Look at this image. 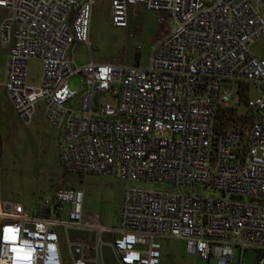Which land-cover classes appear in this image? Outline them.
I'll list each match as a JSON object with an SVG mask.
<instances>
[{"label":"built area","instance_id":"obj_1","mask_svg":"<svg viewBox=\"0 0 264 264\" xmlns=\"http://www.w3.org/2000/svg\"><path fill=\"white\" fill-rule=\"evenodd\" d=\"M95 0H0V84L16 118L28 125L41 103L60 132L66 173L112 175L139 183L122 192L116 228L83 210V191L60 187L32 208L0 199V264H159L160 240H180L188 256L231 264L253 251L264 259V117L223 130L218 114L250 84L244 103L264 108V59L250 44L264 35V0H109L110 23L128 29L138 12L161 11L167 29L139 62L73 64L89 48ZM41 63L36 85L29 64ZM77 76L82 90L68 86ZM154 185L175 188L158 191ZM194 185L210 195H192ZM180 188L185 189L183 192Z\"/></svg>","mask_w":264,"mask_h":264},{"label":"rangeland","instance_id":"obj_2","mask_svg":"<svg viewBox=\"0 0 264 264\" xmlns=\"http://www.w3.org/2000/svg\"><path fill=\"white\" fill-rule=\"evenodd\" d=\"M257 6L254 0H248ZM2 11H0V14ZM167 15L161 11L138 12L130 19L128 29L115 28L110 23L109 0H95L90 14L88 39L90 46L77 45L70 51L76 66L87 62L145 64L151 54V46L167 29ZM250 50L264 59V35L250 44ZM6 53L0 45V84L4 79ZM41 76V63L29 64V81L36 85ZM68 86L80 92L79 77H72ZM233 102L222 110L217 125L223 130L240 129L252 119L264 117V108L252 115L245 111L244 103L256 97V89L250 85H235ZM0 199L3 203H16L32 208L41 198L60 188H79L83 191L85 212L96 214L107 228H116L121 208L122 192L126 187H140L139 183L120 180L117 176L88 174L84 177L66 173L58 159V137L54 128L45 120L42 104L38 103L32 121L25 125L16 118L4 99L0 87ZM192 195L207 197V188L194 185ZM158 191H175V188L154 185ZM183 192L185 189L180 188ZM65 241L60 238V252L64 264H73ZM159 264H214L196 256H188L180 240H160ZM106 264H115L109 250L104 251ZM255 252H245L238 261V250H233L231 264H257ZM264 264V259L261 261Z\"/></svg>","mask_w":264,"mask_h":264},{"label":"crops","instance_id":"obj_3","mask_svg":"<svg viewBox=\"0 0 264 264\" xmlns=\"http://www.w3.org/2000/svg\"><path fill=\"white\" fill-rule=\"evenodd\" d=\"M0 11H2V13L0 14V21L6 16V11L5 10H3V9H0ZM129 23H130V21H129ZM77 45H82V44H76V45H74L73 47H76ZM84 46V45H83ZM72 47V48H73ZM72 48H71V50H72ZM70 50V51H71ZM253 53V52H252ZM69 56H70V53H69ZM71 58V57H70ZM72 60V59H71ZM73 62V61H72ZM137 62H139V60L137 61ZM74 64V63H73ZM75 65V64H74ZM10 106V105H9ZM42 112H43V106H42ZM1 120V119H0ZM33 120V119H32ZM31 120V121H32ZM31 123V122H30ZM29 123V124H30ZM55 131H56V133H57V137H58V144H57V148H58V159H59V142H60V132H59V130H57V129H55ZM54 191V190H53ZM53 191H51V193L48 195V196H50L51 194H52V192ZM48 196H46V197H48ZM83 210L85 211V209H84V206H83Z\"/></svg>","mask_w":264,"mask_h":264},{"label":"trees","instance_id":"obj_4","mask_svg":"<svg viewBox=\"0 0 264 264\" xmlns=\"http://www.w3.org/2000/svg\"><path fill=\"white\" fill-rule=\"evenodd\" d=\"M218 128H219V129H222V126L220 125V123H219V125H218Z\"/></svg>","mask_w":264,"mask_h":264}]
</instances>
